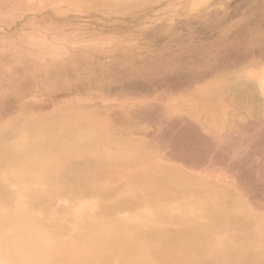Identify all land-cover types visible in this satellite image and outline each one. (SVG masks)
<instances>
[{
	"label": "rangeland",
	"instance_id": "1",
	"mask_svg": "<svg viewBox=\"0 0 264 264\" xmlns=\"http://www.w3.org/2000/svg\"><path fill=\"white\" fill-rule=\"evenodd\" d=\"M0 49V139L71 134L0 142L47 201L77 193L69 213L115 214L138 197L162 208L185 197L199 214L211 197L219 210L197 230L229 245L201 257L264 264V0H0ZM8 155L0 188L17 172H2ZM243 233L253 242L236 250Z\"/></svg>",
	"mask_w": 264,
	"mask_h": 264
},
{
	"label": "bare ground",
	"instance_id": "2",
	"mask_svg": "<svg viewBox=\"0 0 264 264\" xmlns=\"http://www.w3.org/2000/svg\"><path fill=\"white\" fill-rule=\"evenodd\" d=\"M24 133L1 138L0 142L14 143ZM70 135L44 132L20 136L19 139L22 147L26 146L22 143L24 140L52 146L67 140ZM15 154V149L8 148L0 155V158L12 156L9 167H2L3 173L7 174L13 165L17 167V172L9 180L11 184L0 188V256L6 254L7 264H209L210 261L200 255L202 248L207 247L214 258L213 246L229 245L218 231L212 234L197 230L200 224L209 222L215 210H219L211 197L195 201L194 206L200 208L199 214L190 211L185 197H175L165 208L138 197L136 203L121 213L108 214L102 209L82 206L69 213L68 208L77 203V193H69L67 198L64 197L66 201L60 203L57 198L47 201L45 192L34 188L40 177H34L33 170L20 178L18 171L25 168L15 164L21 160L15 158ZM18 154L26 160L30 156L22 151ZM31 177L33 182H29ZM68 183L71 188L89 187L88 181L79 176H70ZM58 185L57 179L51 183L52 187ZM178 205L185 209L180 214L176 211ZM231 215L232 211H227L226 216ZM190 221V226L184 225ZM244 234L248 235L240 234L231 243L236 245V250L244 243L253 242ZM185 242L187 245L180 251V244ZM164 244L168 247L166 250H163ZM259 252L264 254V250ZM225 256L231 257L229 254Z\"/></svg>",
	"mask_w": 264,
	"mask_h": 264
}]
</instances>
